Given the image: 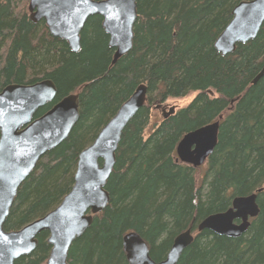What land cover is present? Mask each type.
Listing matches in <instances>:
<instances>
[{
	"label": "trees",
	"instance_id": "1",
	"mask_svg": "<svg viewBox=\"0 0 264 264\" xmlns=\"http://www.w3.org/2000/svg\"><path fill=\"white\" fill-rule=\"evenodd\" d=\"M242 1L248 0H137L133 47L113 64L100 16L88 19L75 53L44 20H31L29 0H0V91L50 79L57 97L35 118L70 94L78 95L80 109L68 138L20 186L5 230H19L62 202L74 185L80 152L145 84L146 102L124 129L107 183L110 201L74 241L68 263L128 264L123 238L131 231L160 262L180 233L228 210L235 197L262 189L260 214L245 234L195 232L178 264H264V75L253 83L264 70V23L256 39L235 52L223 56L215 49ZM190 93L197 95L187 106L147 134L155 104ZM221 116L217 146L200 175L178 160L177 145ZM48 237L42 232L36 250L14 264H47Z\"/></svg>",
	"mask_w": 264,
	"mask_h": 264
},
{
	"label": "water",
	"instance_id": "2",
	"mask_svg": "<svg viewBox=\"0 0 264 264\" xmlns=\"http://www.w3.org/2000/svg\"><path fill=\"white\" fill-rule=\"evenodd\" d=\"M30 18L34 23L45 21L49 32L66 41L73 52L81 49L82 31L92 16H100L114 49L113 64L133 47L137 21V0H29ZM264 23V0L240 2L232 11V20L220 34L215 49L223 56L235 52L238 44L256 39ZM264 75V70L254 79ZM57 97V86L45 79L34 84H10L0 91V264H14L33 253L38 236L47 231L51 252L47 264H69L74 241L92 225L94 216L110 201L106 190L116 164V153L128 123L144 106L147 87L140 84L103 126L97 137L79 154L74 185L62 202L43 217L19 230L4 228L22 183L34 171L39 160L68 138L80 119L77 94L58 101L49 111L35 118L36 113ZM233 103V102H232ZM163 110L166 119L175 107ZM222 116L217 121L183 136L177 145V158L199 168L214 152ZM101 161V162H100ZM258 190L237 196L232 206L214 213L180 233L166 258L154 261L149 246L134 231L123 238L128 264H178L183 251L191 245L195 232L210 230L215 234L239 238L245 234L250 219L260 214Z\"/></svg>",
	"mask_w": 264,
	"mask_h": 264
},
{
	"label": "rangeland",
	"instance_id": "3",
	"mask_svg": "<svg viewBox=\"0 0 264 264\" xmlns=\"http://www.w3.org/2000/svg\"><path fill=\"white\" fill-rule=\"evenodd\" d=\"M27 9L29 10V4L27 6ZM196 95L197 93H190L188 96L183 97V98L168 99L165 103H163L164 106L161 104H155V106H153L151 109V123H150V126L147 127L146 129L147 134L150 132V128L154 126L156 123H158L163 118L162 109L169 110V108L175 107L177 110L179 108L185 107L196 97ZM198 171H199V174L201 175L202 170L199 168Z\"/></svg>",
	"mask_w": 264,
	"mask_h": 264
},
{
	"label": "bare ground",
	"instance_id": "4",
	"mask_svg": "<svg viewBox=\"0 0 264 264\" xmlns=\"http://www.w3.org/2000/svg\"><path fill=\"white\" fill-rule=\"evenodd\" d=\"M232 202H233V201H232ZM252 219H255V218H252ZM252 219H250V222H251Z\"/></svg>",
	"mask_w": 264,
	"mask_h": 264
}]
</instances>
